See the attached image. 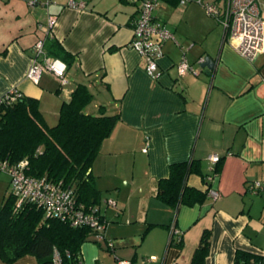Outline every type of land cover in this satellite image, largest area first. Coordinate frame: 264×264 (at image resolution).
<instances>
[{
  "label": "crops",
  "instance_id": "1",
  "mask_svg": "<svg viewBox=\"0 0 264 264\" xmlns=\"http://www.w3.org/2000/svg\"><path fill=\"white\" fill-rule=\"evenodd\" d=\"M69 1L0 0V96L15 87L36 98L51 125L58 120L61 103L80 83L93 95L85 112L99 114L103 107L106 114L119 115L90 171L101 197L105 193L115 201L120 218L114 220L116 226L130 210V243L146 246L145 257L154 258L151 264H189L206 228L210 243L204 264H234L236 250L264 255V52L250 61L223 40L220 31L209 38L214 24L198 27L189 6L176 11L156 5L153 17L173 39L162 44V75L154 80L144 70V57L130 46L137 1L74 0L84 2L83 7H70ZM260 10L264 18V0ZM177 12L178 23L169 27V18ZM49 15L56 16L51 30ZM39 37L56 40L72 56L65 83L47 72L38 83L28 79ZM183 56L192 70L179 76L176 67ZM200 57L212 59L211 70L199 67ZM212 154L223 160L208 184L217 191L216 198L207 195L201 203L177 208L155 198L157 183L168 176L171 163L199 159L207 174ZM254 182L261 185L257 191L248 187ZM187 184L207 188L199 174H190ZM134 203L143 205L140 216L130 209ZM172 224L181 234L180 247L168 245ZM127 232H110L106 223L112 252L113 242L127 239ZM176 239L175 234L173 242ZM102 242L106 240L81 245L82 264H113L102 257ZM135 254L131 260L116 253L115 258L132 264ZM0 264L5 263L0 259ZM11 264L38 262L26 254Z\"/></svg>",
  "mask_w": 264,
  "mask_h": 264
},
{
  "label": "trees",
  "instance_id": "2",
  "mask_svg": "<svg viewBox=\"0 0 264 264\" xmlns=\"http://www.w3.org/2000/svg\"><path fill=\"white\" fill-rule=\"evenodd\" d=\"M164 1L173 5L180 2ZM44 49L47 55L67 67L71 64L72 56L56 40L46 39ZM18 92L20 96L16 100L0 106V157L12 163L25 158L28 176L45 177L48 181L72 186L77 201L85 209L98 206L101 195L90 169L119 115L106 114L103 107L99 114L85 112L84 108L92 101L93 95L86 85L79 83L70 99L61 103L57 122L49 125L39 108V101ZM222 163L220 158L214 170L207 174L202 172L199 159L171 163L168 176L157 183L155 198L174 208L203 202L209 188L207 178L219 174ZM190 174H199L207 188L201 190L188 185ZM100 220L106 227L107 222L101 214ZM94 234L95 230L88 226H73L66 220L46 216L35 203L24 202L17 208L16 197L11 191L0 205V259L5 264H11L26 254L34 256L38 264H56V255L60 264H82L81 245L89 240L101 242L94 238ZM176 235L175 242L173 235L170 236L168 245L181 246L180 232ZM104 240L106 244L110 242L106 237ZM209 243L210 229L206 228L189 264H204ZM234 264H264V255L236 250Z\"/></svg>",
  "mask_w": 264,
  "mask_h": 264
},
{
  "label": "built area",
  "instance_id": "3",
  "mask_svg": "<svg viewBox=\"0 0 264 264\" xmlns=\"http://www.w3.org/2000/svg\"><path fill=\"white\" fill-rule=\"evenodd\" d=\"M138 2L137 16L134 20L133 36L130 46L140 53L145 59L144 70L146 74L157 80L162 75L158 59L162 55V44L165 40L173 39V34L153 17V10L156 7V0H131ZM186 0H180L185 2ZM203 4L208 16L217 20L223 26V40L243 57L253 61L264 52V18L261 16L260 0H196ZM70 7H83L84 2L76 3L70 0ZM56 22V16L49 15L47 18V29L51 30ZM42 26L40 25L39 28ZM45 37L37 38L32 48L31 65L27 72V77L34 83H38L43 72H47L65 83L64 74L66 65L60 60L53 58L45 52ZM192 70L191 66L183 56L177 64L179 76ZM20 94L17 88H10L0 96V106L9 104L16 100ZM146 151V148L143 149ZM220 156L212 154L208 156L211 162L210 171L214 170L215 164ZM27 159H22L12 163L0 157V173H5L9 179L10 191L16 197V207H20L24 202L35 203L42 208L45 215L55 217L70 222L73 226H88L95 230L94 238L97 241L104 240L105 224L100 220V210L98 206L85 209L82 203L77 201L74 187L66 186L62 182H52L45 177L36 178L28 176L25 172ZM213 176H208L211 181ZM251 191H257L261 187L259 182L251 183ZM207 195L216 198L217 191L208 188ZM111 205H115L113 199L107 200ZM178 230L170 226V236L176 234ZM112 246L110 242L107 243ZM153 258V257H152ZM56 264L60 260L54 257ZM117 264H130L126 260L117 259Z\"/></svg>",
  "mask_w": 264,
  "mask_h": 264
},
{
  "label": "rangeland",
  "instance_id": "4",
  "mask_svg": "<svg viewBox=\"0 0 264 264\" xmlns=\"http://www.w3.org/2000/svg\"><path fill=\"white\" fill-rule=\"evenodd\" d=\"M157 2V7L158 8H172V9H176V11H180V9L188 7L191 8L194 12L190 11L193 13V15L191 16V20H195L197 26H203L206 25L208 26V24L212 25L214 24V29L211 31L209 38H213L214 36L216 37L217 35V31H220L223 35V26L217 22V20L211 16H208L206 13V9L205 6L203 4L198 3L196 0H186L185 2H179V4L173 5L169 2H166L164 0H156ZM203 15H200L201 13ZM176 13V12H175ZM180 12H177L175 18L170 17L169 21H168V25L170 27V23H178L179 19H180ZM179 18V19H178ZM206 18V19H205ZM200 19H205L200 20ZM210 20V21H209ZM173 21V22H172ZM212 22V23H211ZM168 29V28H167ZM179 63V62H178ZM177 68V67H176ZM69 73L72 74L73 73V69L69 70ZM90 90H94L93 86H90ZM54 123H52L51 125H53ZM10 189V185H9V179L8 176L5 173H0V205L2 204L3 198L9 193ZM112 197L106 196L105 193L102 194L101 197V201L100 204L98 205V207H100L101 213L105 215L106 220H107V225L110 228V232L113 231H119V232H127L128 233V238L127 239H122V240H118L117 242H113L115 244V249L113 250V252L110 250V248L107 247V244L105 242H102V257L106 258L107 262H111L113 264H117V259L115 258V253L117 255H119L120 257L127 259V260H131V258L134 256V253L136 251L134 260L132 262V264H151L152 260H154V258L152 257H145L146 250L147 247L142 245V246H137L136 248L132 247L131 243H130V239L132 238V230L131 228V224H128L127 221H129L127 218L128 213L130 212V210L127 207V214L125 216V218H123V222L121 225L116 226L115 224L118 223H114L116 220L118 221L120 218H117L116 215V207L115 205H111L107 202V200L111 199ZM118 206V205H117ZM122 209V207H120ZM130 209L133 211H135V213H138L136 216H140L142 213H144V208L143 205L140 206V204L134 203L131 205ZM131 213V212H130ZM115 220V221H114ZM114 240V239H113ZM138 243V241H137ZM115 251V252H114Z\"/></svg>",
  "mask_w": 264,
  "mask_h": 264
},
{
  "label": "water",
  "instance_id": "5",
  "mask_svg": "<svg viewBox=\"0 0 264 264\" xmlns=\"http://www.w3.org/2000/svg\"><path fill=\"white\" fill-rule=\"evenodd\" d=\"M256 59L257 58H255L253 61H255ZM198 64L199 67L206 68V70H211L212 67L214 66V62L209 57H204V58L200 57L198 59Z\"/></svg>",
  "mask_w": 264,
  "mask_h": 264
}]
</instances>
